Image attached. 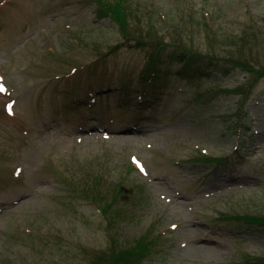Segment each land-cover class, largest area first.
Returning <instances> with one entry per match:
<instances>
[{
    "label": "rangeland",
    "instance_id": "374dc122",
    "mask_svg": "<svg viewBox=\"0 0 264 264\" xmlns=\"http://www.w3.org/2000/svg\"><path fill=\"white\" fill-rule=\"evenodd\" d=\"M133 1L145 42L96 0H0V264H91L147 232L142 264L264 260V224L240 219L264 217V76L237 94L254 77L205 27L264 64V0ZM118 181L105 216L85 190Z\"/></svg>",
    "mask_w": 264,
    "mask_h": 264
},
{
    "label": "trees",
    "instance_id": "16d2710c",
    "mask_svg": "<svg viewBox=\"0 0 264 264\" xmlns=\"http://www.w3.org/2000/svg\"><path fill=\"white\" fill-rule=\"evenodd\" d=\"M96 1L99 7L101 8L100 13L105 12L106 14L111 15L113 21H115L120 26V28L125 32V35L127 36V38H130L133 40L136 39L138 41H144V42L148 39L146 35L145 36L143 35L144 34L143 25L142 26H139V24L135 25V31L132 32L131 34H128L129 24L131 23V20L135 18H139L138 17L139 12H143V9L135 8L137 5V2L134 3L133 0H96ZM144 11H146L144 12L146 16H149L151 19L154 18V15L150 10L145 9ZM195 15H196L195 13H193V16H191L190 14L191 18L195 20L188 19V21L184 22L182 26H185L187 28L189 25L193 26L194 21L198 23L200 22L203 23L202 21H199ZM208 26L209 25L205 24V27L207 29L206 32L209 35L212 34L213 36V37H209V48L211 49V51L212 50L214 51V54L210 52V55L212 57H216L217 54H220L221 52H225L226 55L223 56L225 59H229L228 60L229 62L230 61L235 62L236 65L243 67L246 71L251 73L254 79L250 80V77L248 75L247 83L245 82L244 84L237 87V89L235 90V92H237V94L239 95L240 94H244V95L250 94V92L252 91V88L256 84V81L264 76V64L259 58H253L252 60H250L249 57L243 56L242 54H240L239 56H236L239 53L238 50L243 51L244 49V44L246 43L244 36L238 37L237 34H235L234 32H231L227 36V38L221 43L218 39L214 38L215 31L211 33V29ZM144 27H145V31L147 35L151 34V30L147 28L146 25ZM188 31H189V34H188L189 38L191 39V41L194 42L195 40L192 36L191 29L188 28ZM135 33H139V34L141 33V35L136 36ZM228 37H230L229 40H228ZM160 40H161L160 44H164L163 43L164 40L163 39H160ZM228 42L231 43V47H235L236 49H232L231 52H228L227 49H224L225 46L226 47L228 46V44H226ZM178 48L181 51V54H180L181 59H186L187 61L189 59L195 58L194 55H198L199 53V51L192 50L191 48H188L186 45H183L182 43ZM189 50L192 52L193 55L188 58L186 52H188ZM190 62L186 63V66H185L186 73L190 71V70H187L188 67L190 66ZM144 77L146 78L147 82L153 83V88L157 90L159 89L157 87L159 84H157L156 82V79L158 77L157 69L152 70L151 72L149 71V74L144 73ZM147 93L149 92H146V94ZM140 109H142V107ZM206 159H207L206 161L208 160L221 161L223 158H206ZM122 188H123V185H121V182L118 181L112 193L104 192L103 195H101V193L99 192V193L91 195L88 188L85 190V192L88 197L92 198L91 200H93L94 203H96L98 206L100 205L99 207H101L103 214H105V216L106 215L109 216V214L111 213L115 205L119 204L120 192L122 191ZM120 211L121 209L117 207L116 215H122ZM240 219L247 220L251 223L264 224L263 216L247 215L245 217L243 216L240 217ZM114 237L115 236L112 237L111 245L107 248V250L101 251L99 255L94 257L92 259L91 264H142L144 260L149 257V254L153 252V250L155 249V245L157 243L156 238L154 237L150 238V235L148 232L138 237L134 244H129V245H124L123 243L119 242ZM258 260L255 262H251V264H264V260H260L259 262Z\"/></svg>",
    "mask_w": 264,
    "mask_h": 264
},
{
    "label": "snow or ice",
    "instance_id": "6c2138e0",
    "mask_svg": "<svg viewBox=\"0 0 264 264\" xmlns=\"http://www.w3.org/2000/svg\"><path fill=\"white\" fill-rule=\"evenodd\" d=\"M3 89L2 88H0V91H2Z\"/></svg>",
    "mask_w": 264,
    "mask_h": 264
}]
</instances>
